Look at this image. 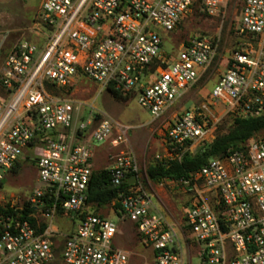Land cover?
Segmentation results:
<instances>
[{
  "label": "built area",
  "instance_id": "obj_1",
  "mask_svg": "<svg viewBox=\"0 0 264 264\" xmlns=\"http://www.w3.org/2000/svg\"><path fill=\"white\" fill-rule=\"evenodd\" d=\"M222 2L42 0L40 18L51 33L44 47L21 41L0 49V190L25 152L40 183L21 205L9 206L15 216L0 215V264H128L115 244L119 223L88 201L95 152L118 150L127 128L82 113L62 93L86 79L134 98L153 119L164 116L210 64L219 42L194 35L171 56L162 51L164 35L193 11L210 15ZM238 18L237 34L258 41V50L238 47L207 103L174 115L164 136L167 150L208 142L210 110L218 105L239 109L242 118L264 114V0H242ZM101 170L115 189L139 174L133 153L123 151ZM139 179L126 183L112 205L119 204L116 219L129 221L151 251V264H183L181 230L196 246L197 264H264V132L177 181L190 192L180 229L152 210ZM27 208L32 211L23 216ZM56 216L75 224L61 243L52 226Z\"/></svg>",
  "mask_w": 264,
  "mask_h": 264
},
{
  "label": "rangeland",
  "instance_id": "obj_2",
  "mask_svg": "<svg viewBox=\"0 0 264 264\" xmlns=\"http://www.w3.org/2000/svg\"><path fill=\"white\" fill-rule=\"evenodd\" d=\"M42 0H0V49L3 53L9 51L21 41H28L40 46L42 33L47 31L40 18V4ZM242 0H223L218 9L212 14L203 13L200 9L193 11L185 18L181 26L173 34L164 35L162 51L174 56L182 41L188 38L207 34L219 37L214 56L204 72L188 88L182 98L169 110L167 114L157 119L143 110L134 98L114 97L103 91L97 84L81 79L70 90L63 91L64 96L81 104L82 113L100 114L107 116L127 128V142L118 150L92 143L101 149L95 152V168L101 170L111 163L112 158L120 151L132 152L141 173L139 187L150 196L152 210L160 213L166 221L180 229L182 219L188 209L190 192L185 191L175 181L153 182L146 178L145 169L159 162L171 159L173 156L165 144V132L174 115L206 104L209 92L218 78L225 72L227 62L233 51L238 47H251L258 50V41L243 37L236 32L237 21ZM46 35H51L45 32ZM239 109H231L218 105L210 110L209 123L211 126L208 142L195 143L185 150L190 155L201 153L213 142L215 137L227 133L233 126L235 118H240ZM210 141V142H209ZM29 157V158H27ZM35 166L30 153L25 152L21 158L20 167L3 182L0 190V205H21L26 201L34 189L39 187ZM99 213L114 222L119 223V234L115 244L125 250L128 264H151V251L144 246L131 223L125 219H116L115 207L108 204L101 207ZM52 226L57 229L56 241L62 242L63 236L75 229L67 218L56 216ZM182 232L179 241L183 254V264H197L196 246ZM51 264H64L59 259Z\"/></svg>",
  "mask_w": 264,
  "mask_h": 264
},
{
  "label": "trees",
  "instance_id": "obj_3",
  "mask_svg": "<svg viewBox=\"0 0 264 264\" xmlns=\"http://www.w3.org/2000/svg\"><path fill=\"white\" fill-rule=\"evenodd\" d=\"M46 88L54 93H59L53 86L47 84ZM70 90V89H68ZM110 94L114 97H120L117 93L108 89ZM264 132V114L258 117L248 118H235L232 128L225 134L215 137L213 142L209 144L206 149L196 155H190L185 152L186 149L178 151L168 146L169 152L172 154L171 159L159 162L153 166H149L145 169V176L147 179L153 182L161 181H179L186 179L189 175L202 166L211 158L222 156L230 149L240 148L248 139L255 136L258 133ZM187 148V147H185ZM20 167L18 164L13 173L17 172ZM110 174L105 170H96L93 173L91 185L88 194V201L94 204L96 207L101 208L108 204H112L117 199L119 192H126L129 186L124 183L118 189H108L110 186ZM115 210L119 208V204H114ZM30 209L23 211V216L31 212ZM18 211L10 209L8 205L6 207L0 205V215L15 216ZM44 226V224H42ZM1 229V226H0Z\"/></svg>",
  "mask_w": 264,
  "mask_h": 264
},
{
  "label": "water",
  "instance_id": "obj_4",
  "mask_svg": "<svg viewBox=\"0 0 264 264\" xmlns=\"http://www.w3.org/2000/svg\"><path fill=\"white\" fill-rule=\"evenodd\" d=\"M141 175H142V174L139 173V174L137 175V177H135V176H131V177H129V178L127 179L126 183H127L128 185H133V184L135 183V181H136V178H140ZM117 187H119V186L110 185V186H108L107 188H108V189H115V188H117Z\"/></svg>",
  "mask_w": 264,
  "mask_h": 264
},
{
  "label": "crops",
  "instance_id": "obj_5",
  "mask_svg": "<svg viewBox=\"0 0 264 264\" xmlns=\"http://www.w3.org/2000/svg\"><path fill=\"white\" fill-rule=\"evenodd\" d=\"M45 32H48V31H45ZM45 32L42 33V34H43V35H42V43H40V46H38V45H36V44H34V43H31V42H28V41H26V42H28V43H30V44L36 46V47L40 50L41 48L44 47V45H45L46 42L48 41V38L50 37V35H46ZM48 33H49V32H48ZM0 48H1V47H0Z\"/></svg>",
  "mask_w": 264,
  "mask_h": 264
}]
</instances>
